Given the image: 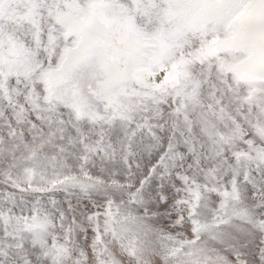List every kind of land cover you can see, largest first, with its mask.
<instances>
[{
    "label": "snow or ice",
    "instance_id": "6c2138e0",
    "mask_svg": "<svg viewBox=\"0 0 264 264\" xmlns=\"http://www.w3.org/2000/svg\"><path fill=\"white\" fill-rule=\"evenodd\" d=\"M0 264H264V0H0Z\"/></svg>",
    "mask_w": 264,
    "mask_h": 264
}]
</instances>
